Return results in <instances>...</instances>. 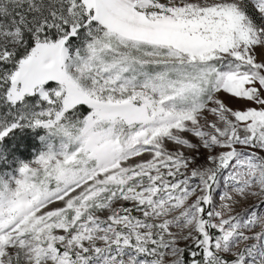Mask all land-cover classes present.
<instances>
[{
    "label": "snow or ice",
    "instance_id": "1",
    "mask_svg": "<svg viewBox=\"0 0 264 264\" xmlns=\"http://www.w3.org/2000/svg\"><path fill=\"white\" fill-rule=\"evenodd\" d=\"M41 131L0 264H264V0H0V164Z\"/></svg>",
    "mask_w": 264,
    "mask_h": 264
},
{
    "label": "rangeland",
    "instance_id": "2",
    "mask_svg": "<svg viewBox=\"0 0 264 264\" xmlns=\"http://www.w3.org/2000/svg\"><path fill=\"white\" fill-rule=\"evenodd\" d=\"M42 135H43L42 131L38 134L33 133L32 136L34 137V139L31 138L29 139V143L32 144L33 146L28 151H25L23 148H21L17 153V155L19 156V162L18 163L14 162L11 165L0 164V169L12 170L13 168H15L18 171L19 163H27L32 159H34L39 154V152L43 150V145L39 138Z\"/></svg>",
    "mask_w": 264,
    "mask_h": 264
}]
</instances>
